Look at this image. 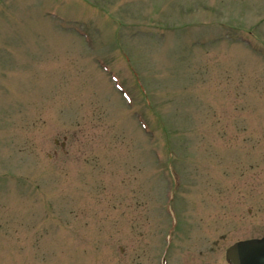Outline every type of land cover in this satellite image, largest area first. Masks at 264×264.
Masks as SVG:
<instances>
[{
	"label": "rangeland",
	"instance_id": "1",
	"mask_svg": "<svg viewBox=\"0 0 264 264\" xmlns=\"http://www.w3.org/2000/svg\"><path fill=\"white\" fill-rule=\"evenodd\" d=\"M263 236L264 0H0V264Z\"/></svg>",
	"mask_w": 264,
	"mask_h": 264
},
{
	"label": "water",
	"instance_id": "2",
	"mask_svg": "<svg viewBox=\"0 0 264 264\" xmlns=\"http://www.w3.org/2000/svg\"><path fill=\"white\" fill-rule=\"evenodd\" d=\"M230 264H264V238L237 243L227 251Z\"/></svg>",
	"mask_w": 264,
	"mask_h": 264
}]
</instances>
